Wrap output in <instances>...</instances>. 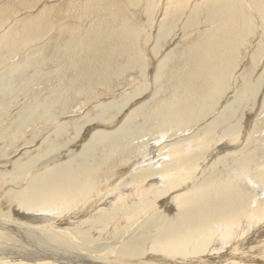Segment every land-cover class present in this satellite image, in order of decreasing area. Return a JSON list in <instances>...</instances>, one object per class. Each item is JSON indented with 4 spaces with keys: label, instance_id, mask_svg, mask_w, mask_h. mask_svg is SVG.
<instances>
[{
    "label": "bare ground",
    "instance_id": "obj_1",
    "mask_svg": "<svg viewBox=\"0 0 264 264\" xmlns=\"http://www.w3.org/2000/svg\"><path fill=\"white\" fill-rule=\"evenodd\" d=\"M15 1L17 0H10L0 5V18L12 11ZM34 1L35 5L32 4L33 0H19L25 8L11 14L5 22L15 18L10 25H7L6 33L1 35L2 49H11L20 42L29 41L34 36L42 35L47 31L50 26L48 19L42 24H34L33 27L24 20L15 21L18 13L32 11L41 3V0ZM75 1L77 0L69 3V0H62L51 7L52 17H55L53 25L59 24L62 18L68 17L67 14L65 16L68 9L73 13L90 10V0H80L84 3L81 9H78L80 4L77 6ZM94 1L92 0L91 3L98 7L97 10L106 8L105 13L100 14L102 22L100 29L104 38L99 37L101 33L97 32V28H91L85 40L79 39L74 30H69L70 36L66 48L50 49L49 46L44 45L35 50V54L24 58L22 64L0 72L1 97L8 91L4 87V82L9 77L25 73L37 67L45 59H51L55 65H58L54 78L57 86L52 92L47 93V96L44 94L45 102L33 101L25 110L23 118L15 119L12 115L9 116L11 119H6L4 130L17 128L20 131L30 124L53 122L58 119V117L53 119L54 116L68 106L71 99L80 100V96L90 87L96 86L112 92L129 76L136 78L133 86L138 90L137 93L130 95L128 92H123L118 99L94 107L91 114L100 120L97 122L98 126L113 128L116 119L109 124H102L101 120L106 116H112L114 112L117 113L121 107L124 110L133 101L129 108L134 107V109L119 127L110 130L111 132H99L91 136L87 143L85 142V154L92 147L104 150L100 161L95 159L97 155L94 153V162L67 160L58 166H47L44 170H42L44 166L36 167L31 176L22 177L25 179L21 180L22 182L18 180L26 173L32 161L39 164L53 160L52 155L55 156L53 152L61 142L53 139L54 136L58 137L57 134H62L60 136L63 139V134L66 132L68 135L70 132L77 133L83 122L88 123V116L91 114L69 122L60 121L54 126L52 134L49 132L50 139H47L45 151L42 153L40 150L39 156L33 155L37 156L35 160L25 152L26 157L16 163L11 175L12 181L18 180L20 183L17 185L24 184V188L21 187L19 191L13 189L16 192L13 191L10 197L11 203L22 213L32 211L30 215L43 212L47 215L51 207H56L59 211H62L63 209L59 208L63 207L71 211L78 210L80 215L68 214L70 218L64 219L69 226L67 225L65 229L62 227L61 230H58V227L55 229L56 225H54L55 230H52L48 225L38 224L40 222L38 218L45 219V215L29 216L30 219H35L33 220L35 226L22 223L19 225L22 227L20 230L11 225L10 228L3 227L4 223L0 222L2 228L10 231L0 233V264H51V262L55 264H249L253 261L250 256L252 251L255 252L257 260L264 261V164L255 167L249 164L251 160L263 157L264 152L260 149L264 145V134L261 133L260 128L256 130L255 134L259 131L260 133L254 136L259 139L261 145L259 149L248 151V143L254 137L250 135L254 134L255 127L243 141L244 131L241 132V128L236 127L233 125L235 122H232V115L238 112L245 98L252 95L253 88L258 87L257 82L260 78L262 76L264 78L263 65L259 76L255 80L252 78L256 68L250 64L251 56H248L249 61L243 64V60L246 59L243 48L253 37L250 35H254L249 22L251 14L253 22H259L264 28V9L262 8L263 13L258 11L260 6L264 7V0H250V3L244 0H224L221 5H218L217 1L200 0L201 2H194L192 7L190 5L191 11L184 18L182 26L183 34L186 35L180 44H176L171 49L167 47V51L163 49L165 52L160 50L163 53L161 60L155 66L152 97L144 102L140 100L141 103L136 98H140L148 91L146 75L149 74V65L144 69L147 64V56H145L147 54H145V46L143 47L145 42L142 43L144 39L139 33V26L137 27L138 14L132 13L134 1L132 0V4H129L131 2L129 0L123 2L98 0L99 3ZM108 3L110 7H106ZM51 9L42 7L38 11L48 10L50 14ZM162 23L159 24L161 27L159 37L169 33L167 27L171 24L167 23V27H164ZM171 34L172 32L168 35ZM262 41L264 43V40ZM171 42H163V45L166 46ZM249 45L252 44L249 42ZM155 49L151 48L149 51L158 55L160 52ZM261 51L264 55V47ZM259 85L261 87L262 83ZM263 90L264 88L261 93L259 92L263 95L260 103L264 101ZM227 93L230 96H226ZM223 100L225 103L222 107L228 114L223 117L217 114V117L214 116L215 118L210 120L211 122L208 121V124L201 127L197 133L188 136L187 139H178L179 141L170 143L167 151L162 155L166 159L159 163L158 168L151 165L160 158H149L146 153L140 158L138 150L140 146L136 145L141 142L133 141L138 135L137 117L144 118L147 129L150 128V121L156 119L161 125L159 128L161 135L165 134L163 128L167 126L170 136L174 137L184 130L197 127L207 117L204 116L205 113L218 109ZM254 100H251V103ZM246 102L250 103V101ZM247 113L245 122L250 116L254 117V111L251 114ZM253 120L250 119L251 125ZM90 128L92 129L93 126ZM218 128L220 135L223 138L227 137L226 143L219 145V151L235 148L234 151L223 155L227 160L233 157L232 162L227 161L229 166L223 163L213 177L198 181L204 171L200 164L208 167L207 162H210V165L216 164V161L221 163L222 159L212 161L214 159L212 157L218 155L215 153L218 148L214 149L216 144L211 141L214 140V131ZM87 131L89 130H86V133ZM44 144L42 142V145H39ZM241 144L243 146L237 149L236 147ZM156 146L157 143L152 149L157 148ZM206 152L208 155L203 157ZM132 154L138 158L133 164ZM72 158L73 156L69 160ZM77 160H81V157ZM141 162L147 166L145 171L141 168L143 172L138 171L141 173L134 171L133 175L138 176L129 174L128 177H131L128 178L129 181L126 179L124 183L120 186L117 184L118 187L114 188L117 185L114 186L113 183L122 180L125 171H129ZM128 167L129 170H126ZM196 173L200 175L191 179ZM149 179H154L158 183H149ZM256 192H259L257 198ZM110 196L112 200L107 199ZM99 202H102L103 208L98 207ZM127 207H130L129 211ZM170 210L173 211L168 213ZM60 213L62 215V212ZM77 220L82 221V226L76 228V231L74 224ZM73 229L77 235L69 232ZM94 232L96 236L92 235Z\"/></svg>",
    "mask_w": 264,
    "mask_h": 264
},
{
    "label": "rangeland",
    "instance_id": "obj_2",
    "mask_svg": "<svg viewBox=\"0 0 264 264\" xmlns=\"http://www.w3.org/2000/svg\"><path fill=\"white\" fill-rule=\"evenodd\" d=\"M1 1H3V2H1ZM1 1H0V5L4 2H8L10 0H1ZM38 1H40V0H38ZM61 1L62 0H44V1L41 0V3L39 4V6L36 7L34 10L31 9L32 11L28 10V11H24L23 13L22 12L18 13V16H16L15 21L24 20V22H27L30 24V27H33L34 24H37V23L42 24L43 22H45L48 19L47 21H49L50 26L47 28V31L44 32L42 35H36L29 41L26 40L25 42H22V43L20 42V44L14 46L11 49H4V48L2 49L0 47V72L3 71L4 69H8V68L15 66L17 64H22L24 61V58H26L30 54H35V50H37L38 48H40L44 45L49 46L50 49L58 48V47L66 48V46L69 42L68 41L69 36H70L68 33L69 30H74L76 32V34L78 35V38L81 40H85L87 38L88 31L91 28H97V32L101 33L100 28L102 27V22L100 19V14H101V12L105 13L106 8L105 9L99 8V10H97L98 7L96 5L93 6V4L91 3L92 0H90V5H91L90 10L92 12L89 10V11H84V12L73 13V12H71L70 9H68L65 12V16L67 14L68 17L62 18V20L60 21L59 24L53 25V23H54L53 21L55 20V17H52V9L53 8L51 9V7L53 5L59 4ZM73 1L74 0H69V3H72ZM97 1L98 0H95L94 2H97ZM119 1L123 2V0H119ZM129 1H131V2H129V4H132V2L134 1V3H133L134 4L133 5L134 11H132V13L134 12L136 15L138 14L137 15L138 21H136L137 27L139 26L138 27L139 33H141V37H142V39H144V41L142 40V43L145 42V45L143 44V47L145 46V54H147V55H145V56H147V59L145 57L147 64H145L144 69H146V67L149 65V71L148 72L150 75L149 74L146 75L147 76V82L146 83L148 85L147 86L148 91H147V93L145 92L146 94L144 93L143 95H141L142 98L141 97L136 98V100H138L139 102H140V100H141V102H144V101H146L152 97L151 91L153 92V90H154L153 89L154 87H152V86H153V76L155 74V68H156L155 66L161 60L160 58L162 57L161 56L162 53L167 51L166 50L167 47H169V49H171L176 44H180L182 38L184 37V35H186V34H183V30H182V26L184 24L183 23L184 18H186L188 12L191 11L192 4L194 2L198 3L200 0H189V1L188 0H146V1L145 0L144 1L143 0H133V1L129 0ZM138 1L139 2L141 1L140 4ZM211 1H213V2L217 1L216 3H218V5H221L224 2V0H211ZM244 1H249V3L251 2L250 0H244ZM86 2L87 1H85V3ZM107 2H108V0H107ZM180 2L183 4H181ZM75 3L77 4V6H78V4H80L78 6V9H81L82 8L81 6L84 4L80 0L75 1ZM97 3H99V1ZM135 3H137V4H135ZM13 4H14V6L12 8V11L9 14H5L4 15L5 17L0 18V41H1V37L8 30L7 25H10L13 22V20L15 19V18L10 19L7 23H5L8 19V17L11 14L17 13L20 10H22L23 8H25L23 5H21L19 3V0L15 1ZM32 4L35 5L34 0H33ZM145 4H147V6ZM180 4L182 5V7ZM188 4H189V6H188ZM109 5H110V3H108L106 7H110ZM190 5H191V7H190ZM42 7H49V9H51L50 14L48 13V10L39 12L38 10L41 9ZM94 7H97V8L93 9ZM159 7H160V9H159ZM30 8H32V5H30ZM262 8L264 9V7L260 6L258 11L260 10L263 13ZM185 9H187V10H185ZM137 10H139V12ZM153 10H155V12ZM156 11H159V12H156ZM93 12H96V13H93ZM140 14H141V16H140ZM142 15H143V17H142ZM155 16H156V18H155ZM250 17H251V21H249V22L252 25V30L254 32V35H252V34L250 35V36H253V37H251V39H253V41L251 39H249V42L252 45H249V42H246L247 46L243 48V50L245 51V54H246V59L243 60V64L244 63L246 64V62L249 61L248 56H251L250 59L252 60V63L250 60V64L252 65V67L256 68L255 74L252 77L255 80L257 78V76H259V73L261 72L262 65L264 67V58H263L264 55L261 51L262 47H264L263 46L264 43H262L263 42L262 40H264V39H262V38H264L263 37L264 28L259 22L258 23L253 22L252 14ZM131 18H133V14H131ZM139 21L141 24L139 23ZM152 22H155V23L153 24ZM162 22H165V23H162ZM143 23L145 26L143 25ZM160 23H162V25H164V27H167V23H171V24H169L170 26L167 27L168 32L169 33L172 32V34L170 36L168 35L169 33H166L163 35V37L162 36L159 37V31L161 29V27H159ZM256 28H258V29H256ZM178 33H180V34H178ZM53 35H55V36H53ZM167 36H169V37L167 38ZM173 36H174V38H173ZM99 37L104 38L105 36L103 35V33H101L99 35ZM165 37H166V40H165ZM172 38H173V40L171 42ZM163 42H165V43L171 42V43H168L165 46V45H163ZM154 43H155V45H154ZM151 48H154V49L157 48L158 50L157 49H155V50H157L159 52L161 49L162 50L164 49L165 51L163 50L162 53L160 52L157 55L155 53L153 54L152 51L151 52L149 51V50H151ZM154 55L157 56L158 58L156 57L157 58L156 59L154 57ZM155 59H156V62H155ZM57 71H58V65H55L51 59H45L37 67L29 69L25 73L13 75V76L9 77V79L6 82H4V87L7 88L8 91L5 94L1 95V97H0V181H1L0 182V222L2 224L4 223L3 227L10 228V225H11L12 227H15L16 229L18 228L20 230V228H22V227L19 225L22 223H25V224H28L31 226H35V224H33L34 223L33 220H35V219H30L29 216H35V215H41L42 216V215L46 214V212H43L44 214L42 213V214L30 215V213L32 214V211H27L25 213L24 212L22 213L21 210H19L17 207H15L13 205V203H11L10 197L12 196V194L14 192H16L13 189H16L17 191H19V189L21 190V187H22V189L24 188V186H23L24 184L22 186L17 185L20 183L19 181H21V180L24 181L25 180V179H23L24 177L27 178V177L31 176V173L32 172L34 173V169L36 167L41 168L44 166V168H42V170H44V169H47V166L48 167L58 166L64 162H66L67 160L68 161L74 160V161H81V162L83 160V163L85 160L87 163L94 162L95 159H98L100 161V157H102L104 150H100L98 148L92 147V149L89 150L90 152L87 150L86 153L87 154L89 153L88 154L89 156H87V154H85L86 150H84L86 147L85 145H86L87 141L91 138V136H94V135L98 134L99 132H111L114 129H116V127H119L120 123L128 117L129 112L134 109V107L129 108L131 106L130 104L134 102L133 101V102H130V104H128V106L124 110H122V107H121L117 113L114 112V114L112 116H106L104 119L101 120V121H103L102 124H107V123L109 124L113 120L116 119L117 122L113 128L112 127H106L105 128L104 126H98L97 122H100V120H97L96 116L94 114H91L94 107H96L102 103L111 102V101L118 99L119 97H121L119 95H121V93H123V92H128V94H130V95L137 93L136 91H138V90L135 89V87L133 86V83L136 80V78L134 76H129V77H126L124 79V81L120 87H118L116 89L112 88V89H114L112 92L111 91L108 92V89H99L96 86L90 87L84 94H82L80 96V100H76L74 98H73L74 100L71 99L70 104L68 106H66L65 108H63V110L60 111L56 116H54L53 119H56L57 117H58V119L53 120V122H47V123H42V124H38V125L37 124H30L29 126L21 129L20 131H19V129L17 130V128H13L12 130L8 129L10 132L8 130H4L5 123H7L6 119L7 118L11 119V117H9V116L12 115V117L15 119L23 118V116H25V114H24L25 110L30 107V104H32L33 101L37 100V102H41V103L45 102L46 97L44 94H46V96H47V93L49 94L50 92H52L54 90V88L57 86L55 84V79H54L55 78V72H57ZM261 83H262V85L260 87L259 84H261ZM257 84H258V87L256 86V88H253V93H252V95L249 96L250 98L249 97L245 98V100H244L245 102H243L240 105V107L238 109V112L240 114L238 112H236L234 116L232 115V117H233L232 122L233 121L235 122V123H233V125H236V127L237 126L240 127L241 132L244 131L243 132L244 133L243 141H245L247 139L248 134L254 129V127H255L254 134L250 135V137L254 136V135L257 136V134H259L261 130H262L261 133L264 134V111H263L264 110V101H262V103H260L261 97L263 95L259 94V92L261 93L262 88H264L263 76L260 78V80L257 82ZM258 89H260V90L257 91ZM263 92H264V90H263ZM228 93L226 96L231 95L230 93H229L230 95ZM253 94H255V95H253ZM253 96L255 98L258 97V99H255ZM251 97H253V99ZM262 99H263V97H262ZM251 100H254V101H252V103H251ZM246 101H250V103L246 102ZM224 103H225V100L222 101V103L220 104V107L218 109H216L215 111L209 112V113L206 112L204 116H207V117L197 127H194L192 129H188V130H184L185 133L183 131L182 133H180V135L178 134L177 136L175 135L174 137L170 136V133L168 132L169 127H167V126L165 128H163L166 131V132H164L165 134L161 135V133L159 131V128L161 127V125L156 119H152L150 121V124H149L150 128L147 129L144 125V118L142 116L137 117L138 128L136 131H138V135L134 138L133 141H134V143H136V141H138L139 143L141 142L140 144L136 145V146H140V148H138V150L140 152L139 153L140 158H143L145 156V153L148 155L149 158H152V157L153 158H160L156 162L152 163V165H151L152 167L158 168L159 163L164 162V160L166 159V157H163L162 155L167 151L170 143H174V142H177L179 140H184L185 138L187 139L188 136L190 137L193 134L197 133L201 127L208 124V121L211 122L218 115H219V117H223L224 115H227L228 113L224 111L225 108L222 107L224 105ZM245 103H248V104L246 105ZM256 104L258 105V107ZM239 110H241V111H239ZM253 111L255 113V114L253 113L254 117L250 116V118H248L247 122H245L244 118L246 117V113L248 112L249 114H251ZM125 113H127V114H125ZM88 114H91V116H88L89 121H91V122H89V121H88V123L83 122L81 129H79V127H78L79 130L77 129L78 130L77 133L70 132V134L68 135V133L66 132L63 134V136H64V137H62L63 139H61L62 134H57V136L59 135L58 137H56V135L54 136L53 139H58L61 142L59 143L60 146L57 147L58 149L55 148V150L53 152V153H55V156H56L55 157L54 154L52 155L53 160L49 161L48 163H39V164L36 163L35 161H32V163H30V165H29L30 167L28 166V169L25 171L27 174L24 173L25 175L24 174L21 175L20 178L18 179L19 181L18 180L12 181L11 175L14 172L15 166L17 165L16 163L19 160H24L23 158L26 157V155H27L26 153H28L29 156H33L35 154L37 156H39V153L41 152L40 150H42V153H43V151H45V149L47 147V139L48 138L50 139V136H49L50 133L49 132H51V134H52L54 126H56L60 121L69 122V121H72L75 119H79L83 116H87ZM211 114H212V116H211ZM237 118L239 119V122H237L238 121ZM251 118L254 119L252 125H251V121H250ZM241 120H244V121H241ZM95 124H97V125H95ZM215 125H217V124H215ZM91 126H93L92 129L90 128ZM217 126H216V128H217ZM259 128H260V131L255 134L256 130ZM86 130H89V131H87V133H86ZM15 131H16V133H13ZM17 132H19V133H17ZM219 132H220V128L216 129L214 131V135H215L214 140L213 139L211 140L214 142V144H216L215 147H213V148L214 149L218 148L215 152L216 154H218L215 156L217 158H215L213 156L212 158H214V159L212 161H215L216 159H222L221 163L216 161V164L212 163L210 165V162H207L208 167L206 165L202 166L200 164L201 169H204L203 174L200 175L199 173H196L191 177V179L194 177H198V174L201 176L198 179V181H203V180H206L207 178H211L215 174H217L218 170L223 166V163L225 165L229 166V164H227V163L232 162L233 157H230L227 160V157L224 158L223 155H225V153H227V152L234 151L235 148L233 149L231 147V148H229V150H226V151L222 150V152L219 151V149H220L219 147L222 146L223 144H225L226 140H227V137L223 138ZM4 133H5L6 137H5ZM16 134H18V136H16ZM256 136H254L250 139V141L248 143V147H247L248 151H250V150L253 151L254 149H259L261 142L259 141V139L256 138ZM15 137L18 140L15 139ZM75 137H77V138H75ZM21 138H23L24 140ZM255 138H256V140H255ZM67 139H68V141H67ZM222 139H223V141H222ZM81 141H82V143H81ZM42 142H43V144L44 143L46 144V145L45 144L43 145L44 147L40 146V145H42ZM156 143L158 145V146H156L157 148L152 149L153 145H156ZM217 144H218V146H217ZM38 146H40V147H38ZM241 146H243V144L237 146L236 148L237 149L241 148ZM260 150H262V152H264V145L261 146ZM28 151H30V152H28ZM94 153H95V155H97L96 157H95ZM207 153L208 152H206V154H204L203 157H206L208 155ZM22 155H23V157H22ZM74 155H76V157ZM81 155L82 156L86 155V156L82 157ZM37 156H35V157H37ZM72 156H73L72 160H69V159H71ZM93 156L95 157V159ZM35 157L33 156V160H35L34 159ZM78 157H79V159L81 157V160H77ZM137 159L138 158L132 154L131 163L132 164L136 163L133 161H135ZM145 162H147V161H145ZM36 164H38L39 166L38 165L36 166ZM217 164H219V165H217ZM249 164L251 167H255L258 164H260V165L264 164V153H263V157H259V158H257V160H251L249 162ZM31 165L32 166L34 165V166L31 167ZM145 167H147V166H145V163L143 164L142 162L137 163L136 166H133L130 170L128 167L126 170H129V171H127V172L125 171V173L122 174V178H121L122 180H120V181L117 180L116 181L117 183L114 182L113 185L115 184L114 186H116L118 184L120 186L122 183L125 182L126 179H127L126 181H129L128 178H131V177H128V176L133 175L135 172H138V171H141V172L145 171L144 170ZM123 168H125V166H123ZM200 171L201 170L199 169L198 172H200ZM141 172H138V173H141ZM1 175H2V177H1ZM133 176H138V175H133ZM7 179H9V180L6 181ZM148 182L149 183L155 182V184L158 183L154 179H149ZM118 185L114 188H117ZM258 196H259V192H256V198ZM166 198L168 199V197H166ZM107 199L110 200L111 196L108 197ZM163 200H161V202ZM157 203L158 202H156V205H158ZM101 204H102V202L101 203L99 202L97 205H98V207L103 208L104 206H102L103 204L102 205ZM161 205H163V204H161ZM129 208L127 207L128 211H129ZM59 209L60 210L63 209V210L59 211L56 207H54V208L51 207L48 210V214L45 215L46 216L45 219L38 218V219H40V222L38 224L46 225V226L48 225L49 227L52 228V230L57 229V227H58V230H61L60 228L63 227L62 229H65V227L67 225L69 226V224L66 225V222H67L66 220H68L70 218V216H72V213L77 215V216L80 215V213H79L80 211H78V210H72L73 211L72 212L71 210H69L68 208H65V207L59 208ZM31 210H34V209H31ZM66 210L67 211L69 210L71 213L69 211L67 212ZM80 210H82V209H80ZM63 211H65V212H63ZM172 211L173 210H170V211H168V213H171ZM60 212H62V215ZM17 213H19V214H17ZM76 213H78V214H76ZM23 214L26 217H24ZM68 214L69 215L71 214V215L68 216ZM141 215H142V213H141ZM64 218H66V220ZM3 219H5V220H3ZM54 219H57V220H54ZM59 220H61V221H59ZM14 222H16V223H14ZM1 223H0V233L1 234H3L4 232L9 233L10 231L8 232L6 229L1 227ZM17 223H18V225H17ZM54 225H56L55 229H54ZM74 226H75V228H74L75 230H76V228H81L82 221L77 220L75 222ZM74 229L69 230V232L71 231L70 233H75L77 230L74 231ZM66 230H68V229H66ZM92 235L96 236L95 232L92 233ZM250 256L252 257L253 261L250 262L249 264H264V261L257 260L258 258H256L255 252L252 251L250 253ZM51 264H55V263L51 262Z\"/></svg>",
    "mask_w": 264,
    "mask_h": 264
}]
</instances>
